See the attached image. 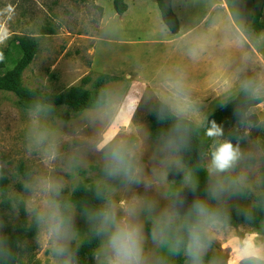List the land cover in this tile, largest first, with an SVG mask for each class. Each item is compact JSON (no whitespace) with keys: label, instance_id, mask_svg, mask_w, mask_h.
Returning <instances> with one entry per match:
<instances>
[{"label":"rangeland","instance_id":"rangeland-1","mask_svg":"<svg viewBox=\"0 0 264 264\" xmlns=\"http://www.w3.org/2000/svg\"><path fill=\"white\" fill-rule=\"evenodd\" d=\"M125 3L126 12L117 15L112 0H0V25L7 30L0 42V61L10 68L7 58L18 59L17 36L38 43L37 54L22 74L26 86L57 94L79 85L84 77L90 78L85 87L91 88L100 74L108 75L105 104L81 113L67 107L24 110L11 93L0 91V179L5 180V188L0 185V238L19 225L14 197L24 202L28 221L34 213L39 218L36 234L20 246L19 264H65L67 257L54 251V238L48 234V217L56 205L62 217L65 205L66 222L71 218L74 237L68 246L80 243L92 230L85 211L69 202L79 181L103 184L106 200L117 205L139 199L149 264H169L172 242L169 236L153 242L152 220L170 207L183 217L186 203L177 190L188 189L189 184L179 153L167 157L161 150L165 138L150 128L151 103L165 101L175 115L176 105L189 106L182 118L203 125L247 83L255 96L264 97V33L256 38L241 31L256 18L264 22V0H173L180 26L177 35L164 27L155 0ZM248 43L254 50L247 48ZM246 53L250 59L242 58ZM124 103L134 110L119 124L109 125L114 107ZM247 116L246 123L215 137L204 158L207 172L214 144L231 140L230 132L243 153L233 170L221 174L225 184L237 185L235 194L213 200L207 191L206 202L213 208H250L262 193L264 157L257 136L261 133L264 149V104L249 109ZM104 136L124 139L138 149L142 179L151 187L125 185L104 174L103 153L97 150ZM21 170L27 171V179ZM209 185L210 178L207 189ZM4 198L11 200L10 208L3 206ZM147 204L154 205L151 214L144 210ZM118 215H124L123 209L118 208ZM252 232L258 233L257 243H264V223L257 232L247 223L220 222L209 237L205 256L212 264H228L232 250L222 244ZM94 264H104L99 248Z\"/></svg>","mask_w":264,"mask_h":264},{"label":"trees","instance_id":"trees-1","mask_svg":"<svg viewBox=\"0 0 264 264\" xmlns=\"http://www.w3.org/2000/svg\"><path fill=\"white\" fill-rule=\"evenodd\" d=\"M112 2L117 15H123L126 12L125 0H112ZM155 2L164 27L172 35L177 34L180 27L179 19L171 7V0H155ZM241 31L246 36L253 34L258 38L261 32L264 33V22L256 18L251 22H246ZM14 49L18 52L19 57L17 60L7 58L11 65L10 68H7L6 62L0 61V91L11 93L15 97L18 107L24 110H35L40 107H67L74 113H81L105 104L107 99L105 85L108 75L100 74L91 88L85 87L90 82V78L84 77L79 85L72 86L57 94H46L42 92L41 88L26 86L22 79L23 72L37 54V41L29 36H17ZM263 101L264 97H254L248 88H243L234 98L213 111L203 125H197L175 115L169 106L162 101L155 100L151 103L148 122L156 136L166 138L170 129L178 122L186 125L189 129L188 146L179 152V157L186 175L197 187L195 192L192 191L190 185L188 189L177 190L179 198L186 203L184 214L188 211L193 200L206 201L209 178L204 169V158L214 139L206 135V130L211 126V121H215L223 131L227 129L232 131L236 124L246 123L249 118L247 112L251 107L254 108ZM228 135L232 140V133L230 132ZM21 173L27 179V171L21 170ZM0 185L5 188L4 179H0ZM261 187L262 193L253 198L254 204L250 208H214L220 213V222L233 226L247 223L255 231H260L261 225L264 223V167L261 171ZM98 192L101 193L100 197L97 196ZM106 195L107 190L103 184L79 181L70 194L69 202L78 209L94 212L104 204ZM12 201L18 208L20 222L14 231L6 232L0 238V264H19L20 246L25 239L36 234L39 226V218L36 213L28 221L24 202L19 197H14ZM3 206L10 208L11 200L4 198ZM61 211L64 220H66L67 212L64 204L61 206ZM169 238L173 242L172 237L169 236ZM99 244L100 240L91 230L80 243L69 245L70 251L74 254V264H94V255ZM186 259L181 250L179 255L171 254L169 264H184ZM204 264H212L209 256H204ZM241 264H248V262L244 261Z\"/></svg>","mask_w":264,"mask_h":264},{"label":"clouds","instance_id":"clouds-1","mask_svg":"<svg viewBox=\"0 0 264 264\" xmlns=\"http://www.w3.org/2000/svg\"><path fill=\"white\" fill-rule=\"evenodd\" d=\"M6 34L4 25H0V42L6 38ZM130 110H134L130 109V103L116 105L110 116L109 125L119 124ZM188 111L189 106L178 104L175 107L178 116H183ZM188 133V127L178 122L163 140L161 150L167 157L178 154L188 146ZM206 135L215 138L223 136L224 132L215 121H211ZM97 150L103 153V172L107 177L121 180L125 185L143 184L145 188L151 187L142 179L143 167L135 146L124 139H117L116 136H104L97 145ZM242 157L239 143L234 145L231 140L224 139L214 144L207 168L210 178L207 191L211 199L219 200L229 192L235 194L237 185L225 184L221 174L233 170ZM185 180L195 192L197 185L188 177ZM97 196L100 197L101 193L98 192ZM180 203L182 204V201ZM143 207L151 214L154 205L147 204ZM118 208L123 209L124 215H118ZM140 210L141 202L134 198L132 201H120L119 205L107 199L96 211H85L94 235L100 240L99 249L104 264H149V256L145 250L144 228L138 218ZM48 220V234L54 238V251L67 257L65 264H74V254L68 247V243L74 237L71 218L66 222L59 213V205H56V210L50 213ZM219 223V211L203 200H193L183 217L176 207L165 208L152 220L153 242L156 243L158 237L171 236L172 254L179 255L182 250L187 258L186 264H204V256L211 245L209 237ZM257 236L256 232L246 234L243 239L233 236L222 244L223 248L232 250L228 264H241L244 261L248 264H264V243H257Z\"/></svg>","mask_w":264,"mask_h":264},{"label":"crops","instance_id":"crops-1","mask_svg":"<svg viewBox=\"0 0 264 264\" xmlns=\"http://www.w3.org/2000/svg\"><path fill=\"white\" fill-rule=\"evenodd\" d=\"M172 1H173V0H171V7H172L173 11L175 12L174 6H172ZM218 5H219V4H218ZM220 6L222 7L221 4L219 5V7H220ZM175 14H176V13H175ZM225 14H226V17L230 20L232 26L235 27V25H234V23H233V20L231 19V16H230L226 11H225ZM178 33H179V29H178ZM178 33H177V34H178ZM177 34H176V35H177ZM247 46H248L247 48H248L250 51H251V50H254L253 46L250 45L249 43L247 44ZM247 51H248V50H247ZM245 55H246V58H249V59H250L249 54H247V53L244 54V56H243L242 58H244ZM247 84H248V83H247ZM247 84H245V85L242 86V87H243V88H248V89L252 92V94H253L254 97H259V96H255V95H254L253 90L251 89V85H247ZM253 86H254V84H252V87H253ZM242 87L239 89V91H240L241 89H243ZM239 91H238V92H239ZM238 92H237V93H238ZM237 93H236V94H237ZM236 94H235V95H236ZM190 97H191V96H190ZM197 97H198V96H197ZM234 97H235V96H234ZM234 97H232V98H234ZM260 97H261V96H260ZM188 98H189V97H187V99H188ZM188 100H192V98H189ZM159 101H161V100H159ZM162 102H163V101H162ZM226 102H227V101H226ZM226 102H225V103H226ZM164 103L166 104L165 101H164ZM225 103H224V104H225ZM224 104H223V105H224ZM263 104H264V101H263L261 104H259L258 106L254 107V109H259V107H262ZM223 105H221V106H223ZM221 106H220V107H221ZM220 107H219V108H220ZM251 108H253V107H251ZM251 108H250V109H251ZM209 115H210V114H209ZM209 115H208V116H209ZM208 116H207L206 118H208ZM181 117H182V116H181ZM187 120H189V119H187ZM190 121H191V120H190ZM192 122H193V121H192ZM260 134H261V133H258V136H257V142H258V146H259V149H260L261 155H262V157H264V149H263V147L261 146L260 141H259V140H260V137H261Z\"/></svg>","mask_w":264,"mask_h":264}]
</instances>
